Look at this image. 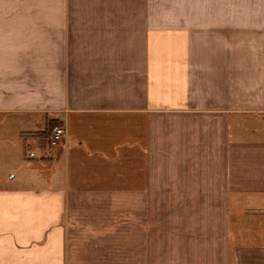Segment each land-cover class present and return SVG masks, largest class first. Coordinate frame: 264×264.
Returning a JSON list of instances; mask_svg holds the SVG:
<instances>
[{
    "label": "crops",
    "instance_id": "crops-1",
    "mask_svg": "<svg viewBox=\"0 0 264 264\" xmlns=\"http://www.w3.org/2000/svg\"><path fill=\"white\" fill-rule=\"evenodd\" d=\"M241 6L0 0V264H264V0Z\"/></svg>",
    "mask_w": 264,
    "mask_h": 264
},
{
    "label": "built area",
    "instance_id": "built-area-1",
    "mask_svg": "<svg viewBox=\"0 0 264 264\" xmlns=\"http://www.w3.org/2000/svg\"><path fill=\"white\" fill-rule=\"evenodd\" d=\"M65 129L63 126H55L49 136V141L51 144L58 145L64 141Z\"/></svg>",
    "mask_w": 264,
    "mask_h": 264
},
{
    "label": "rangeland",
    "instance_id": "rangeland-1",
    "mask_svg": "<svg viewBox=\"0 0 264 264\" xmlns=\"http://www.w3.org/2000/svg\"><path fill=\"white\" fill-rule=\"evenodd\" d=\"M247 1L248 0H238V5H239V14L240 15H243V14H246L247 15V12H246V8L245 7H243V8H241L242 6H241V4H247ZM261 125V124H260ZM56 126H63L64 127V129H65V137H64V141L61 143V144H64V143H66L67 142V138H68V134H67V128H66V126H64L63 124H58V125H56ZM53 129V128H52ZM51 132H52V130H51ZM51 134V133H50ZM50 136V135H49ZM49 139V138H48ZM48 143L51 145V146H57V144L56 145H54V144H51L50 143V141L48 140ZM61 144H58V145H61Z\"/></svg>",
    "mask_w": 264,
    "mask_h": 264
},
{
    "label": "trees",
    "instance_id": "trees-1",
    "mask_svg": "<svg viewBox=\"0 0 264 264\" xmlns=\"http://www.w3.org/2000/svg\"><path fill=\"white\" fill-rule=\"evenodd\" d=\"M57 125H58V124H57ZM55 126H56V125H55ZM55 126H54V127H55Z\"/></svg>",
    "mask_w": 264,
    "mask_h": 264
}]
</instances>
